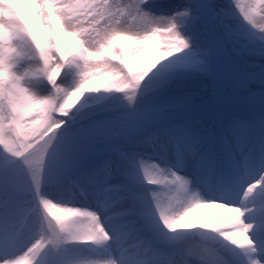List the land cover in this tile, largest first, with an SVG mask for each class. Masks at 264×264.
<instances>
[{"label": "snow or ice", "instance_id": "1", "mask_svg": "<svg viewBox=\"0 0 264 264\" xmlns=\"http://www.w3.org/2000/svg\"><path fill=\"white\" fill-rule=\"evenodd\" d=\"M5 2L11 8L0 14V150L26 171L41 224L34 240L14 255H0V264H38L49 246L53 252L72 243L102 247L112 239L97 211L41 195L49 163L61 166L55 177L58 182L73 183L89 166L108 179L121 176L105 188L113 203L125 209L118 215L140 243H151L148 234L155 218L163 229L156 241L167 247L173 264H208L206 248L196 251L182 243L193 229L210 230L201 236L217 234L243 253L246 264H264V239H253L254 223L246 222L245 216L251 209L244 207L249 198L264 195V166L241 183L236 206L227 196L201 201L195 192L189 194L188 179L142 158L139 151L144 147L179 151L176 134L184 133L191 137L188 157H198L208 177L215 176V142L195 136L182 123L170 126L164 107L171 105H161L160 100L192 71L225 87H247L253 78L242 74L234 81H220L218 65L228 46L239 51L260 41L251 50L264 56V0H226V4L189 0L170 17L146 11L143 6L148 0H0ZM233 17L238 18V27ZM101 90L122 94L126 105L82 111L85 94ZM120 107L127 111L109 119L97 116ZM137 172L144 183L169 188L171 195L149 193L152 210L138 212L129 187L137 182ZM11 198L6 190L5 213L10 211ZM202 207L220 208L223 214L216 220L205 214L189 221ZM173 208L180 210L173 212ZM103 210L102 206L99 211ZM134 264L144 262L136 259Z\"/></svg>", "mask_w": 264, "mask_h": 264}, {"label": "bare ground", "instance_id": "2", "mask_svg": "<svg viewBox=\"0 0 264 264\" xmlns=\"http://www.w3.org/2000/svg\"><path fill=\"white\" fill-rule=\"evenodd\" d=\"M177 1H179L181 5L178 6V9H174V12L187 5L185 2L186 0ZM222 66L223 61L220 57L218 65L220 81H223L221 70ZM229 80H235L231 74H229ZM160 104L171 105L170 107H164V115H170L176 110H184L197 105L202 109H206L209 115L212 116L214 120H217L214 116V106L218 104H228L233 107H256L264 105V83H248L247 87H225L221 83L214 82L211 78L183 79L177 81L168 89V91L161 98ZM122 111H127V108H117L115 112L110 111L107 114L99 115L98 118L109 119L114 117L116 112ZM248 126L249 123L238 121L237 123L227 124L222 127V131L224 132V142L226 143L225 145L222 141H218L217 143V139L214 134H211L210 132L208 141H214L216 145V149L214 153H212L213 162L214 164L216 163V174L214 177H218L221 173L228 175V170L230 171L229 166L226 173L221 169L222 166H220L224 163V158H227L228 161L231 162L230 158L232 154L237 155L238 159L244 157L245 153H243L242 156L237 153H233L239 150L237 149L238 147L242 145L246 146L248 144L249 149H253L255 152L260 149L264 150V122L257 123L255 127L253 126L254 130L256 129L258 133L262 131L258 136H256L254 132L253 135L251 133L248 134V129L250 130V127ZM190 141V136L184 133H177L179 151L177 147L175 148L177 150V154L179 155V160L176 162L171 159L170 162V166L173 171H177L179 175L188 179L189 194L195 192L201 201L204 202L221 200L227 196L230 202L239 206L241 185L234 184L230 187V189H228L219 184V186L214 184L213 181H206V179L201 176V170L204 171V173L207 170L205 167H202L198 157H188L187 155L186 149L189 146ZM230 147L234 148L232 152ZM159 151L160 150L157 147L155 148V153H148V160H162L167 162L165 159H168L170 152H167L168 150H161L160 153ZM159 153L161 155H157ZM165 162L163 165L166 164ZM156 163L158 164V162ZM96 173L97 170L95 168L91 170L90 173L85 172L83 176L75 180L73 183H67L65 188L62 190L63 194L58 195L60 199H56L54 197L52 200L66 204V206L81 207L90 211H97L105 225L106 230L112 237L111 241L102 247H96L90 244L72 243L62 246L56 252H53L49 246V249L38 257V264H68L69 261H86L85 256L88 255L86 251H89L90 253V260L111 258L119 260L120 264H134L136 259H141L144 264H160V262L163 264H173L172 257L168 254L167 247L157 243L156 241L160 232L163 231V229L157 224L156 219L153 218L151 220L153 227L151 232L148 234L153 238L151 243L148 240L140 243L134 234L127 230L123 223L124 217L118 215V213L125 210L124 207L113 203V197L110 194L105 193L106 187L112 183L120 181L122 177L115 175L111 179H108L105 176L102 177L101 175L98 177V174L96 175ZM254 174H250L249 176L251 177ZM214 177L211 179H214ZM15 179H17L18 184L22 187L26 194L32 198V206H36V200L30 179L26 171L20 165L19 161L15 160L12 164L5 167L0 166V185L9 183ZM191 179H193V183H190ZM225 179H227V177H224V180ZM43 186L44 181L42 180L41 195L47 197L43 193ZM92 186L94 188L93 193L91 191ZM133 186L135 188L133 191V203L137 211L144 212L150 209L152 210L153 207L149 209L146 208L149 203H152V197L150 195H147V197L143 196V193H145L143 192L145 191L144 188L149 187L150 185L144 183L142 178L138 176L137 182H135ZM158 193L165 198L168 195H171V191L168 188H165L164 191H159ZM91 194H93L92 200ZM64 195L67 197H64ZM74 195L84 197L82 199L83 201L78 202ZM94 199H98V202L100 203L95 204L93 201ZM257 201L258 204H250L249 200L245 201L244 207L251 209L250 213H245L246 222L254 223V228L252 230L253 239H264V207H261V205H264V195L259 196ZM89 203L90 205H88ZM102 206L104 210L99 211ZM2 208L3 205L0 203V209ZM178 210L180 209H172L173 212ZM37 214L41 219L39 210ZM205 214L209 215L211 219L216 220L223 214V209L203 207L197 208L189 216L188 220L192 221L198 219ZM39 231L40 226L36 229L34 227L32 232L30 231L31 240H29L27 245L39 235ZM205 231L210 230H189L188 234L182 238V243L186 246L193 247L196 251H199L201 246L206 248L208 252V264H216V262H219V264H225V262L226 264H242V262L243 264H246L243 253L236 252L230 245L223 242L217 234L206 232L204 236H201L200 233ZM169 235L175 236L177 234L169 233ZM3 243L5 242L0 239V250L2 249ZM80 249L83 250L82 253L77 252V250L79 251ZM155 249H160V251H156ZM164 254L165 256H169V258H164L165 260H163L162 256H164Z\"/></svg>", "mask_w": 264, "mask_h": 264}, {"label": "rangeland", "instance_id": "3", "mask_svg": "<svg viewBox=\"0 0 264 264\" xmlns=\"http://www.w3.org/2000/svg\"><path fill=\"white\" fill-rule=\"evenodd\" d=\"M185 2L188 4L189 0H186ZM216 2L219 4H226V0H216ZM179 5H181L180 2L172 1V0H148L147 4L144 5L143 7L146 11H148L154 16L170 17L173 15L174 9H178ZM197 11L199 10L197 9ZM233 23L236 24L238 27L239 26L238 18L233 17ZM187 27L188 25L187 23H185V28ZM260 43L262 42L260 41L251 42L247 45V48H241L240 45H237L238 48H241V50L239 51H233L231 46H228L224 49L221 55L223 61V66L221 68L223 81H229V74H231L234 79L238 74L252 77L253 79L252 82L250 83L264 81V56L260 55L258 52L251 50ZM203 77L208 78L203 76L199 72L192 71L190 75H188L183 79L203 78ZM123 101H121L120 103L114 102V104L110 106H115V105L125 106L126 101L124 102ZM165 116L168 118L167 123L170 126L182 123L188 129H190L191 133L201 138L202 140L208 138L210 134V129H212L211 121L213 117L209 115L206 109L204 108L202 109L198 106H192L184 110H177L174 113ZM214 116L217 118V121L221 127H223L225 124H228L227 122L230 123L231 121L235 122L240 120L241 122L249 123L248 127H250V130L248 129V134L250 133L252 134L253 126H255L256 123L258 122L264 121V108H256V109H249L243 111L225 105H215ZM207 129L209 131H207ZM193 131H196L197 133ZM244 147L245 145L238 147L237 148L239 149L238 153H241ZM170 148L171 147L167 149L168 150L167 152L172 153L173 149ZM158 149L161 151L160 148ZM139 151L142 153V158L147 160L149 159L148 153H152V154L153 152L155 153V149L150 147H144L142 149H139ZM160 153L157 155H161ZM170 153L168 159H165L167 162L162 160L159 161L153 160V161L158 162L159 166L166 170L170 168L169 164L172 159V157L170 158L171 156ZM236 156L237 155L235 154L231 155L232 162L230 169L241 170L242 168H245V166L241 164L242 162L245 163V161H243L242 159L238 160ZM177 159L179 160V155H177ZM13 161L15 160H13V158H11L10 155L5 154L0 150V166L3 167L8 166L12 164ZM164 162L166 163L165 165H163ZM95 168H96L95 166L86 167L81 176H83L85 172L90 173V171ZM60 173H61L60 165L53 166L51 163H49L43 177V181L45 184L44 185L45 187L43 188V193L44 195L47 196V198L52 199L55 197L56 199H60L58 195L63 194L62 190L65 188V185L68 182L67 181L58 182L55 179V177ZM100 175L102 177L104 176L102 173H100L98 174V177H100ZM135 175L137 180L139 173L137 172ZM133 185L134 183H131L129 185L132 193H134L133 191L135 189ZM6 190L12 197L9 202L11 208L8 213H5V211L3 210L4 209L3 195ZM144 190L145 191L143 192L145 193L142 192L143 196L147 197V195H149V193L151 192L158 193L159 191H164L165 187L162 185L160 187L150 185L149 187L144 188ZM91 191L92 193L94 192L93 186L91 188ZM74 196L76 197L77 201L80 202L83 201L82 199L84 197H80L79 195L78 196L74 195ZM64 197L67 196L64 195ZM92 197L93 194H91V200ZM0 203L3 205V208L0 209V239L5 242L3 243L2 246L3 249L0 254L3 255L4 253H8L9 255H14L17 252L21 251L22 248L27 245L29 240H31L30 231L32 232V230H34V227L36 229L37 226H40V220H39L40 218L37 220L38 215L34 210V208L32 207L31 198L24 194V192L22 191V187L18 184L17 179L9 183L0 185ZM152 207H153L152 203H149L146 206V208L148 209ZM77 252L82 253L83 250L80 249L79 251L77 250ZM86 253L88 255L85 256V260L88 261L90 260V253L89 251H86Z\"/></svg>", "mask_w": 264, "mask_h": 264}, {"label": "flooded vegetation", "instance_id": "4", "mask_svg": "<svg viewBox=\"0 0 264 264\" xmlns=\"http://www.w3.org/2000/svg\"><path fill=\"white\" fill-rule=\"evenodd\" d=\"M122 94L119 93H105L103 90H101L98 93L93 94H85V97L82 98L81 102L85 105V108L82 109V111L87 110H95V109H105L108 104H112L114 102H121Z\"/></svg>", "mask_w": 264, "mask_h": 264}, {"label": "clouds", "instance_id": "5", "mask_svg": "<svg viewBox=\"0 0 264 264\" xmlns=\"http://www.w3.org/2000/svg\"><path fill=\"white\" fill-rule=\"evenodd\" d=\"M11 8V5H9L8 3H3V4H0V14H6L9 12Z\"/></svg>", "mask_w": 264, "mask_h": 264}]
</instances>
